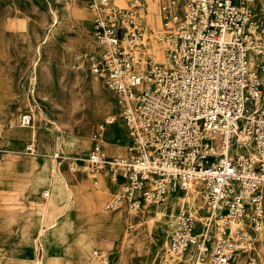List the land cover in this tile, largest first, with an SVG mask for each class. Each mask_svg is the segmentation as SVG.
<instances>
[{"label": "built area", "instance_id": "2783aa9c", "mask_svg": "<svg viewBox=\"0 0 264 264\" xmlns=\"http://www.w3.org/2000/svg\"><path fill=\"white\" fill-rule=\"evenodd\" d=\"M83 1L98 44L89 67L114 93L130 143L110 156L95 139L75 168L108 170L120 184L113 210L199 185L203 218L180 211L170 253L190 264H264V17L255 0H163L155 30L143 0Z\"/></svg>", "mask_w": 264, "mask_h": 264}, {"label": "rangeland", "instance_id": "374dc122", "mask_svg": "<svg viewBox=\"0 0 264 264\" xmlns=\"http://www.w3.org/2000/svg\"><path fill=\"white\" fill-rule=\"evenodd\" d=\"M161 1L143 0L144 18L153 22L154 30L161 26L153 27ZM254 6L264 17V0H255ZM88 12L83 0H0V212L7 218L0 220V233L5 231L0 236V264L10 263L13 246L29 264H164L172 255L162 240L174 220L165 217L163 225L148 215L161 203L137 211L113 210L107 206L120 184L115 183L117 192L112 194L105 185L107 179L114 185L109 172L99 180L96 173L75 168L95 139L107 154L117 156H124L130 143L114 93L89 67V57L96 56L98 48ZM77 54L84 57L79 63ZM24 114L32 115L38 133L33 140L9 135L11 120L20 126ZM109 117L115 121L105 131ZM116 143L120 151L113 148ZM44 167L50 175L45 181L40 178ZM33 169L35 182H30ZM60 171L69 172L71 192L57 186ZM77 177L89 182L78 185L81 191ZM47 190L52 191L48 198ZM10 213L17 215L11 218ZM39 216L41 225L58 223L46 232L43 245L34 240ZM260 251L264 259V241ZM68 255L75 258L63 263ZM171 258H176L172 264H184L176 255Z\"/></svg>", "mask_w": 264, "mask_h": 264}, {"label": "bare ground", "instance_id": "6f19581e", "mask_svg": "<svg viewBox=\"0 0 264 264\" xmlns=\"http://www.w3.org/2000/svg\"><path fill=\"white\" fill-rule=\"evenodd\" d=\"M155 2H156V0H155ZM149 21H150V16H149ZM147 22H148V20H147ZM161 22H162L161 21V17L158 15V18L156 19V24H154L153 27L160 26L161 25ZM150 23L153 25V22L152 21L148 22V24L151 26ZM96 44H97V42H96ZM97 47H98V44H97ZM155 53L157 54V56L159 58H161V52L158 50L157 47H155ZM95 54H97V53H95ZM98 78L99 77H95V79L97 81H98ZM7 129H8V132H9V135L10 136H15V137H18V138H20L22 140H25L27 138H31L33 140V139L36 138V136H37L36 134H38L37 131H36V127H34L31 123L30 124H27V125H24L21 122V125L19 126L18 124L15 123V121L13 119L11 120L10 125H9V127ZM99 133L101 134L100 131H99ZM31 144H29V145H31ZM115 146H113V148L116 151H120L121 150V148L120 149H117V143L115 144ZM118 147H119V145H118ZM126 153H127V150H126ZM83 154H82V156H83ZM32 160H33L32 161V165H33V167H35L36 164H37V161L36 160L34 161V157H32ZM46 168L47 167H44V170H43L45 172L44 176H40L41 180H43V181H45L46 178H48L50 176L49 174L46 173V171H45ZM72 168L74 169V166ZM34 169H33L34 177H33V180L32 179H29L30 182L31 181L35 182L34 181V178H35L36 175L34 173ZM57 180H58L57 186L60 189H64L65 191L71 192L72 189H71L70 183H72V182H71V179L69 178V172L66 173V172L60 171ZM76 180L78 181L77 182L78 184L76 185V187H77V189L79 191H81V189L79 188L78 185H82V186H87V184L89 185V182H88L87 179H85V181L82 182L77 177ZM108 181H109L108 179L105 181L106 187L109 189V192H111L112 194L113 193L115 194V192H117L115 190V188H116V184L115 183L116 182L114 181L113 182L114 185H111V184H109ZM112 181H113V179H112ZM29 184H31V183H29ZM29 184H26V185H29ZM199 188H200L199 185H192L191 188H188V189H184V188L183 189H179L177 191V193H176V196L172 197V196L169 195L168 196V199H166L165 203H161L156 208H154L152 210H149L148 211L149 217L158 218L157 220H161V223L163 225H165V221L167 219L165 217H168L169 216V217H171V219L175 220L180 215V211L183 210V209H185L186 207H188V208H191L195 213H197L199 215V217H201V219H202L203 218V212H202V205H203V203H202V200H201ZM47 191L49 192V195H50V190H47ZM135 194H137V195L139 194V190L138 189L135 190ZM108 195H110V194H108ZM108 198L112 199V197H108ZM86 199L87 200H90V196L87 195L86 196ZM13 206H17V205H8L7 207H8V209H13ZM117 210L120 211L121 209L118 208ZM16 215L17 214H11V213L8 214V216H10L11 218L16 217ZM42 223H43V220L40 217V224L38 226L37 233H36V235L34 237V240L36 242H38V245H43L44 244L43 237L46 236V234H47L46 232L49 231V229H51L52 227H56L58 225V223L55 224V222H54V224L52 223V224H47V225L46 224L45 225H41ZM169 228L168 229L166 228V230H165L166 232L164 231L165 235L163 236V240H162V246L164 248H167L168 247V237H169L168 236V233L170 232V229ZM92 243H93V241H92ZM36 250H37V248H36ZM17 252H18V248L13 246V248L11 250V255L9 257V261H10L9 264H29L28 263V259L29 258L28 259H26V258L25 259H20L19 255L17 256ZM166 252H167V249H166ZM171 256L172 255H169L167 257V259H165V260L163 259L164 262H165L164 264H172L173 262L176 261V258H171ZM188 256H191V255H188ZM189 259L191 260V257ZM33 260L36 261V258L33 259ZM190 260L187 261V257H186V259L183 261V263L184 264H190V262H189ZM243 263H244L243 262V259H240V260H238V262L236 264H243Z\"/></svg>", "mask_w": 264, "mask_h": 264}, {"label": "crops", "instance_id": "0c3cea01", "mask_svg": "<svg viewBox=\"0 0 264 264\" xmlns=\"http://www.w3.org/2000/svg\"><path fill=\"white\" fill-rule=\"evenodd\" d=\"M51 1H56V0H51ZM84 2V1H83ZM88 15H89V21L91 20V12L89 11L88 12ZM2 59V58H1ZM111 119H112V117H109L108 119H106V121H105V131H106V128L108 127V125H109V123H110V121H111ZM105 133V132H104ZM109 140V139H108ZM111 140V139H110ZM110 156H117V155H110ZM107 172H108V170L106 169V168H104V169H102L100 172H98L96 175L99 177V180L101 179V178H103V177H106L107 176ZM94 179V174H92V180ZM98 180V181H99ZM98 181H96V183L98 182ZM52 195V191L50 190V195L49 196H51ZM48 196V197H49ZM47 197V198H48ZM0 208L2 209V206H0ZM2 212H0V220L1 219H7V218H5V217H3V215L1 214ZM2 228V227H1ZM3 231V230H2ZM1 231V232H2ZM4 233H5V231H4ZM2 234V233H0V236L1 235H5V234ZM0 243H2V242H0ZM11 248V247H10ZM10 248H8V249H10ZM1 249H5V252L8 250V249H6V248H1ZM34 254H32L31 256H33ZM19 256H20V259H25V257H24V255H23V253L21 252V251H19ZM63 258H64V260L62 261L63 263L65 262V259L66 258H68V259H74L75 258V256H72V255H68V256H63Z\"/></svg>", "mask_w": 264, "mask_h": 264}]
</instances>
